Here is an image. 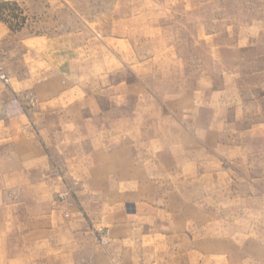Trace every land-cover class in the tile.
Returning <instances> with one entry per match:
<instances>
[{"label": "rangeland", "instance_id": "374dc122", "mask_svg": "<svg viewBox=\"0 0 264 264\" xmlns=\"http://www.w3.org/2000/svg\"><path fill=\"white\" fill-rule=\"evenodd\" d=\"M0 23L4 44L59 49L46 73L70 99L43 121L92 154V178L60 179L2 235L0 264H92L83 238L109 264H264V0H9ZM76 221L80 243L57 242L51 224Z\"/></svg>", "mask_w": 264, "mask_h": 264}, {"label": "crops", "instance_id": "0c3cea01", "mask_svg": "<svg viewBox=\"0 0 264 264\" xmlns=\"http://www.w3.org/2000/svg\"><path fill=\"white\" fill-rule=\"evenodd\" d=\"M8 1L0 0V2ZM0 30L3 31V33H0V64L4 66L9 76L8 85L0 81L1 239L2 235L7 234V232L9 235H12L13 231H15L14 234H22L23 228H27L29 225L32 226V224H26L25 221H27L28 214L31 212L34 200L47 196L52 206L51 197L64 191L60 179L92 178V154L88 153L86 156L85 152L76 150L72 146V140H58L57 133L61 128L59 129L57 124L50 127L43 121V116L64 114L62 105L70 99L63 91L62 78L59 77V74L49 76L46 73L50 56L46 51H48V48L53 49V63L51 64L56 65L58 68L59 49L54 48L53 41L48 40L45 41V47L39 48L40 45H44L40 41L42 39L26 38L20 40L19 43L4 44V35L11 32L2 23H0ZM86 48V51L91 54V45ZM29 95L35 97L36 105L29 107V105L23 103L24 107L15 109L13 115H17L18 118H16L19 121H29L32 125V131L27 130L26 133L25 130L23 133L25 135L16 139L13 136V128L17 132L18 127L15 120H13L15 118L12 119L7 112V105L14 97L25 100L24 97ZM48 131L52 132V137L47 135V139L46 137L45 139L42 138L44 133ZM34 133H40L41 140H34ZM48 213H51V218L55 216L54 211H47L46 214ZM77 218H79V215H77ZM51 225L57 227L59 232L57 242L61 245L67 244L70 247L80 243L79 233L80 228L83 227L82 224L77 221L73 223L71 232L67 230L68 227H59L57 223ZM67 239L68 242H66ZM83 242L84 244L92 243V250L87 251L89 254L83 250L85 257L92 260V264H109L107 255L104 252L96 251L94 241L83 238ZM63 249H65V246H63ZM64 251L58 250L59 253H64ZM8 258H10V264H15L20 259V255H13V251H10Z\"/></svg>", "mask_w": 264, "mask_h": 264}, {"label": "built area", "instance_id": "2783aa9c", "mask_svg": "<svg viewBox=\"0 0 264 264\" xmlns=\"http://www.w3.org/2000/svg\"><path fill=\"white\" fill-rule=\"evenodd\" d=\"M0 81L7 83L8 79L7 76L2 72V70L0 69ZM14 103H16V101H14Z\"/></svg>", "mask_w": 264, "mask_h": 264}, {"label": "water", "instance_id": "95a60500", "mask_svg": "<svg viewBox=\"0 0 264 264\" xmlns=\"http://www.w3.org/2000/svg\"><path fill=\"white\" fill-rule=\"evenodd\" d=\"M13 136L16 137V139H19L18 134H17V132L15 131L14 128H13Z\"/></svg>", "mask_w": 264, "mask_h": 264}]
</instances>
